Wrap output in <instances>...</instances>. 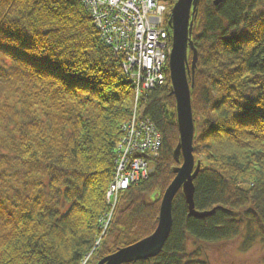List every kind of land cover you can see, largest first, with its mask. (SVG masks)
<instances>
[{
    "label": "trees",
    "instance_id": "trees-1",
    "mask_svg": "<svg viewBox=\"0 0 264 264\" xmlns=\"http://www.w3.org/2000/svg\"><path fill=\"white\" fill-rule=\"evenodd\" d=\"M220 1L200 0L190 89L194 207L215 212L188 216L178 191L162 251L126 264H209L206 244H264V0ZM93 27L74 0H0V264H81L89 254L90 264L154 232L178 165L168 69L137 104L161 137L153 169L112 207L105 193L134 97Z\"/></svg>",
    "mask_w": 264,
    "mask_h": 264
},
{
    "label": "built area",
    "instance_id": "built-area-1",
    "mask_svg": "<svg viewBox=\"0 0 264 264\" xmlns=\"http://www.w3.org/2000/svg\"><path fill=\"white\" fill-rule=\"evenodd\" d=\"M89 12L102 42L120 58L125 77L134 87V108L123 124L116 145L115 171L106 198L115 200L120 189L145 179L151 172L147 156L158 154L161 137L148 119L137 118V103L147 90L166 81L165 63L170 49L164 17L170 0H77ZM112 201V205H113ZM110 215L103 221L105 230Z\"/></svg>",
    "mask_w": 264,
    "mask_h": 264
},
{
    "label": "water",
    "instance_id": "water-1",
    "mask_svg": "<svg viewBox=\"0 0 264 264\" xmlns=\"http://www.w3.org/2000/svg\"><path fill=\"white\" fill-rule=\"evenodd\" d=\"M219 2L221 1L214 0V4ZM199 4L200 0H175L167 20L172 34L167 63L171 85L169 93L174 96L175 100L176 126L179 136L172 157L178 165L173 168V179L161 197L154 232L129 246L118 248L95 264H126L156 257L162 251L172 229V203L178 191H181L184 197L186 207H188V216L205 218L215 212L216 207L204 211L196 210L193 197V180L201 169L200 160H195L193 156L194 119L190 94V89L194 85L198 56L192 42V28L198 14ZM189 51L190 61H188Z\"/></svg>",
    "mask_w": 264,
    "mask_h": 264
},
{
    "label": "rangeland",
    "instance_id": "rangeland-1",
    "mask_svg": "<svg viewBox=\"0 0 264 264\" xmlns=\"http://www.w3.org/2000/svg\"><path fill=\"white\" fill-rule=\"evenodd\" d=\"M134 104L135 101L133 100L131 114L134 108ZM202 164L205 165V167L211 166L205 160L202 161ZM240 242L241 239L237 238L236 240L229 241L227 243L206 244L205 246H203L205 254L204 256L208 259L209 264H264V244L257 242L251 248L243 251L241 250ZM97 246L98 243L95 244V247ZM89 257L90 254L86 256L85 260L81 264L86 263ZM100 259L101 258H99L98 260ZM98 260L94 258L90 261H93L92 264H95L96 261L98 262Z\"/></svg>",
    "mask_w": 264,
    "mask_h": 264
}]
</instances>
